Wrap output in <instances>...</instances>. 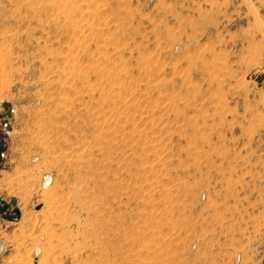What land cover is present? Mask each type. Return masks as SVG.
Wrapping results in <instances>:
<instances>
[{"label":"rangeland","instance_id":"374dc122","mask_svg":"<svg viewBox=\"0 0 264 264\" xmlns=\"http://www.w3.org/2000/svg\"><path fill=\"white\" fill-rule=\"evenodd\" d=\"M0 98L11 264H264V0H0Z\"/></svg>","mask_w":264,"mask_h":264},{"label":"built area","instance_id":"2783aa9c","mask_svg":"<svg viewBox=\"0 0 264 264\" xmlns=\"http://www.w3.org/2000/svg\"><path fill=\"white\" fill-rule=\"evenodd\" d=\"M18 114L17 105L7 99L0 98V244L3 242L1 231L3 230V216L8 213L10 209L9 201L2 197L1 187L6 173L10 170L14 161L13 146L16 143L17 132L14 122ZM44 173L41 178L43 186L44 177L51 182L52 176ZM50 176V177H49ZM5 247L0 252V264H11L10 258L4 254Z\"/></svg>","mask_w":264,"mask_h":264},{"label":"bare ground","instance_id":"6f19581e","mask_svg":"<svg viewBox=\"0 0 264 264\" xmlns=\"http://www.w3.org/2000/svg\"><path fill=\"white\" fill-rule=\"evenodd\" d=\"M47 175H50V174H47ZM50 177V176H49ZM48 184V180L44 177V180H43V186H47ZM3 250V242L0 244V251Z\"/></svg>","mask_w":264,"mask_h":264}]
</instances>
